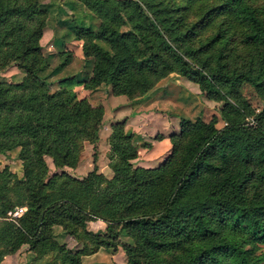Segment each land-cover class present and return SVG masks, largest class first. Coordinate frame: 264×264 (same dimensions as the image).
I'll return each mask as SVG.
<instances>
[{
    "label": "trees",
    "instance_id": "1",
    "mask_svg": "<svg viewBox=\"0 0 264 264\" xmlns=\"http://www.w3.org/2000/svg\"><path fill=\"white\" fill-rule=\"evenodd\" d=\"M94 10L101 17L97 30L75 26L84 56H93L91 74L82 80L85 88L105 83L112 94L132 97L177 72L197 81L208 96L234 94L236 102L221 108L223 128L216 127L215 118L182 117L179 133L171 134L170 154L156 166L134 164L147 143H137L117 121L110 126V177L96 169L79 178L65 170L49 174L46 156L56 167L76 165L85 134L91 142L98 137L104 107L66 86L50 88L42 74L47 61L39 40L47 10L41 1L0 0V67L17 61L24 71L20 81L0 80V152L19 147L24 179L4 166L0 186L21 185L16 195L25 207L11 216L18 203L0 190V262L26 242L34 253L30 264L49 254L57 264H83L82 254L107 243L96 239L89 249H74L56 239L54 225L75 239L80 231L101 238L86 228L87 221L99 218L111 236L124 230L133 240L124 245L125 264H259L254 240L264 239V108L254 115L255 126H247V102L233 89L246 80L264 98V18L247 0H99ZM122 18L129 24L126 31L115 21ZM208 30L211 44L237 33L261 44L259 72L213 73L187 61L184 40ZM178 134L188 135L179 148ZM203 170L207 177L189 188ZM251 179L254 190L248 195ZM218 230L221 236L214 240Z\"/></svg>",
    "mask_w": 264,
    "mask_h": 264
},
{
    "label": "rangeland",
    "instance_id": "2",
    "mask_svg": "<svg viewBox=\"0 0 264 264\" xmlns=\"http://www.w3.org/2000/svg\"><path fill=\"white\" fill-rule=\"evenodd\" d=\"M45 9L47 16L45 26L40 38L43 57L46 58L47 67L42 71V74L48 75L50 88L56 89L60 86H66L74 91L78 98L85 97L93 106L102 105L104 113L99 123L98 137L94 142L87 138L82 140L78 162L75 166L56 167L49 156H46L48 165V173L54 174L65 170L67 173L75 177H83L91 170L103 173L106 177L112 175V164L109 160V136L111 133V123L122 121L124 129L127 133H132L137 143H147V146H141L138 150L137 159L133 162L136 165L156 166L160 164L170 154L171 146L168 150H151L150 140L156 138L161 140L166 138V141H171V134H177L180 131V119L182 117L195 120L200 117L205 121L215 118L217 128H223L227 125L224 116L221 114V108L228 101L235 104L234 94L227 96H208L207 90L201 88L200 84L189 79L187 76L177 72H170L162 76L148 91L136 93L132 97L126 95H114L111 93L109 84L102 83L95 89H88L82 84V80L89 76L93 56H84L82 51L83 39L76 36V27H89L97 30L101 21V17L96 13L99 8V0H40ZM251 6L257 11L256 13L264 18V0H247ZM87 2V3H85ZM112 3L108 4L109 9ZM193 17H187L186 20L191 22ZM120 23L121 30H128L129 24L124 18L115 19ZM211 30L205 31L200 35L192 36L185 39L181 46V53L187 61L193 63L194 66L203 67L208 72L236 71L248 72L256 75L261 67V48L262 45L247 41L243 38V34L237 33L227 35L225 39L210 43L206 40L207 34ZM95 41L103 47L108 48V44L100 39ZM211 45H208L207 43ZM68 56L69 65L53 72L52 70ZM67 58V59H68ZM24 75V71L18 67L17 61H10L0 67V80L20 81ZM72 76V79L61 80L60 78ZM224 89V84L218 83ZM208 89V87H207ZM213 90V87H210ZM238 92L239 99L242 98L248 105L245 114V123L247 126H255V114L264 108V98L260 91L255 88L250 82L244 80L240 85L233 89ZM215 93V92H214ZM86 95V96H83ZM217 95V94H216ZM240 102V101H239ZM264 122V119H263ZM264 127V124H263ZM188 140L187 134H178L175 138L178 148ZM160 145H163L162 142ZM161 147V146H160ZM158 150V151H157ZM154 151H157L155 153ZM159 152V153H158ZM155 153V154H154ZM214 157V156H213ZM209 158L210 161L214 160ZM8 166L18 179L23 178L22 161L19 158V147L0 152V170ZM252 168L255 166L252 165ZM208 175L206 170L200 171L195 175L194 181L190 183L189 188L193 189ZM251 179L247 184L248 195L254 190ZM1 185V177H0ZM0 190L9 194L11 199L16 200L19 207H23L22 199L17 198V192L21 189V185L16 182H9ZM18 199V200H17ZM10 215H14L10 212ZM18 215V214H17ZM90 221V220H89ZM87 221L86 228L90 231L100 234V237L93 234L84 235L80 231L78 239L68 236L70 239L68 246L74 249H89L94 246V241L99 239L107 243V246L102 245L97 251H101L98 258L101 264H125L127 255L124 245H133V240L122 230L116 237L111 236L107 229V224L99 218L93 219L92 222ZM228 228V227H227ZM54 229V228H53ZM63 229V228H62ZM232 229V228H229ZM221 230V229H220ZM220 230L216 232L215 239H219ZM57 232V230H56ZM54 230L56 239L60 237V233ZM66 233V232H65ZM245 239H249L247 235ZM74 239V240H72ZM237 239V238H236ZM59 241V240H58ZM74 243V244H73ZM110 243H116L110 245ZM256 243L255 253L259 254V264H264V239L254 240ZM250 244H247L248 247ZM28 243H22L20 247L13 253L5 254L4 264H30L33 260L34 253L28 249ZM32 253H27V251ZM119 252L113 258V255L108 252ZM121 252V253H120ZM94 253V252H93ZM91 254V253H89ZM11 255V256H10ZM87 255V254H82ZM81 255V256H82ZM163 257L170 260L176 259L173 253H163ZM57 264L52 256L45 255L36 261L38 264ZM82 262V261H81ZM120 262V263H119ZM202 264H209L204 262Z\"/></svg>",
    "mask_w": 264,
    "mask_h": 264
},
{
    "label": "crops",
    "instance_id": "3",
    "mask_svg": "<svg viewBox=\"0 0 264 264\" xmlns=\"http://www.w3.org/2000/svg\"><path fill=\"white\" fill-rule=\"evenodd\" d=\"M69 59H68V61L63 65V66H61L58 70H56V71H59L60 69H62V68H64V67H66L67 65H69ZM91 70H92V67H91ZM91 70H90V73H89V76H90V74H91ZM72 76L73 75H70V76H68V77H70L71 79H72ZM88 76V77H89ZM83 84V83H82ZM86 89V88H85ZM83 96H86V95H83ZM116 96H118V95H116ZM162 142V144L163 145H160V143ZM150 145H151V150H156V149H158V147H159V149L160 150H162V149H164V147H165V149H164V151L165 150H168L169 149V147L171 146V144H170V141L169 140H167L166 141V138H162L161 140H158V139H156V138H154V139H152V140H150L149 142H148ZM161 146V147H160ZM158 149V150H159ZM157 150V151H158ZM160 150H159V152H160ZM157 151H154L155 153H157ZM158 152V153H159ZM154 153V154H155ZM137 159V157L134 159V160H136ZM93 220H90L89 222H92ZM54 230H55V232H56V230H57V235H58V233H60L61 232V234H60V237H59V241L60 242H69V238H68V234H66L65 233V231L62 229V227L60 226V225H54ZM70 237V236H69ZM72 240H74V239H72ZM74 244V243H73ZM69 246H72V245H69ZM119 252V250H117V252H108V253H111L112 255H113V258L114 257H116L117 256V253ZM27 253L29 254V253H32L30 250L29 251H27ZM121 253V252H120ZM100 254H101V251L99 250V251H96V252H94V253H91V254H87V255H82L81 256V261H82V263L83 264H101V262L100 261H98V260H100L99 258H98V256H100ZM12 255V254H11ZM10 255V256H11ZM4 261H5V258H3L2 260H1V262H0V264H4ZM120 263V262H119Z\"/></svg>",
    "mask_w": 264,
    "mask_h": 264
},
{
    "label": "built area",
    "instance_id": "4",
    "mask_svg": "<svg viewBox=\"0 0 264 264\" xmlns=\"http://www.w3.org/2000/svg\"><path fill=\"white\" fill-rule=\"evenodd\" d=\"M23 212V207H19L18 209H16L14 212H13V214L14 215H19L20 213H22Z\"/></svg>",
    "mask_w": 264,
    "mask_h": 264
}]
</instances>
